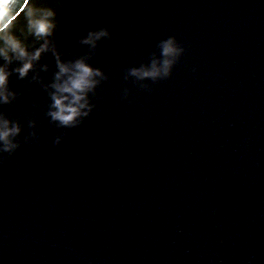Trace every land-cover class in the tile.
<instances>
[{"label":"water","instance_id":"water-1","mask_svg":"<svg viewBox=\"0 0 264 264\" xmlns=\"http://www.w3.org/2000/svg\"><path fill=\"white\" fill-rule=\"evenodd\" d=\"M45 2L66 59L109 29L90 60L108 79L60 128L46 91L12 76L3 111L23 131L0 162V264H264V2ZM168 36L186 49L171 77L125 80ZM40 63L48 82L54 59Z\"/></svg>","mask_w":264,"mask_h":264},{"label":"clouds","instance_id":"clouds-1","mask_svg":"<svg viewBox=\"0 0 264 264\" xmlns=\"http://www.w3.org/2000/svg\"><path fill=\"white\" fill-rule=\"evenodd\" d=\"M56 3L60 5L63 0H56ZM21 12L23 23L18 25ZM57 28L56 8L45 0H0V162L5 153L10 155L20 147L17 138L23 131L20 121L9 118L3 111L5 105L13 103L20 95L10 87L13 75L19 80L27 78L46 91L50 100L46 116L60 128H75L90 116L95 107L91 97L102 81L108 79L90 60L99 43L111 37L109 29L101 27L87 31L79 38V43L87 47V53L66 59L55 39ZM157 48L159 51L152 53L147 63L128 68L124 79L134 78L146 89L143 81L171 77L186 49L175 36L161 39ZM46 54L54 59L55 69L48 82L42 73H49L52 66L40 63ZM122 97H129L128 88L122 90ZM28 126L31 131L24 137L25 142L38 140L36 121L30 119ZM62 140L63 136L57 135L54 143L59 145Z\"/></svg>","mask_w":264,"mask_h":264},{"label":"trees","instance_id":"trees-1","mask_svg":"<svg viewBox=\"0 0 264 264\" xmlns=\"http://www.w3.org/2000/svg\"><path fill=\"white\" fill-rule=\"evenodd\" d=\"M18 10V9H17Z\"/></svg>","mask_w":264,"mask_h":264}]
</instances>
